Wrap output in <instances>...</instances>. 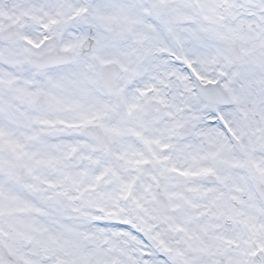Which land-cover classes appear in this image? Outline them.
<instances>
[{
	"label": "snow or ice",
	"instance_id": "6c2138e0",
	"mask_svg": "<svg viewBox=\"0 0 264 264\" xmlns=\"http://www.w3.org/2000/svg\"><path fill=\"white\" fill-rule=\"evenodd\" d=\"M0 264H264V0H0Z\"/></svg>",
	"mask_w": 264,
	"mask_h": 264
}]
</instances>
